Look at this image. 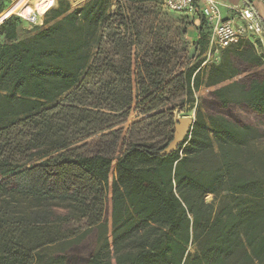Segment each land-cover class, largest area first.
I'll use <instances>...</instances> for the list:
<instances>
[{
    "label": "trees",
    "instance_id": "trees-1",
    "mask_svg": "<svg viewBox=\"0 0 264 264\" xmlns=\"http://www.w3.org/2000/svg\"><path fill=\"white\" fill-rule=\"evenodd\" d=\"M112 2L58 0L25 35L19 16L0 24V264H264L261 43L174 75L155 45L124 70L136 99L103 105L86 84L103 74ZM199 22L202 54L211 28ZM227 81L198 104L203 85ZM178 100L196 109L194 124L161 155ZM132 110L145 117L115 128Z\"/></svg>",
    "mask_w": 264,
    "mask_h": 264
},
{
    "label": "rangeland",
    "instance_id": "rangeland-1",
    "mask_svg": "<svg viewBox=\"0 0 264 264\" xmlns=\"http://www.w3.org/2000/svg\"><path fill=\"white\" fill-rule=\"evenodd\" d=\"M66 1L69 2L71 8H76L87 0ZM112 4L111 12L118 14L114 17L112 25L106 23L102 28L103 39L100 43L101 59L102 61L107 59V62L103 64L101 61L102 77L90 79L86 84V89L92 96L103 97V105H109L112 99H126L131 95V92L133 99H136L138 91L135 83L132 80V89L130 90L128 76L124 70L130 64L134 72L137 67L136 59L152 55L154 49L152 47L155 45L161 44L169 50L171 56L169 68L173 75L199 62H201L202 70L208 69L212 63L217 62L212 56H208V48L202 54L199 51L196 42L199 38L197 27L200 22L195 24L196 15L170 10L163 5L162 0H113ZM12 11H14L13 8L6 14H1L0 20ZM123 20L126 22L125 25L121 24ZM31 27V23L22 22L21 35H25L24 30ZM261 49H264V45L261 46ZM111 62L115 71L108 70ZM243 75L245 74L240 76ZM226 83L228 81L214 87L203 85L200 91L195 93L198 104L202 102L203 96L209 91ZM110 90L113 92L112 96L107 93ZM179 103V100L175 102L177 104L175 115L177 117L189 115L195 119L196 109H189ZM139 111L132 110L129 116L124 121L120 120L115 128L128 127L132 122L144 118L145 116L141 115ZM256 124L257 127L263 128L261 121H256ZM257 146L264 147V142L258 141ZM212 199L213 195L207 196L208 201ZM46 248L48 253L57 249L56 246H47ZM189 249L193 252L196 248L192 245Z\"/></svg>",
    "mask_w": 264,
    "mask_h": 264
},
{
    "label": "built area",
    "instance_id": "built-area-1",
    "mask_svg": "<svg viewBox=\"0 0 264 264\" xmlns=\"http://www.w3.org/2000/svg\"><path fill=\"white\" fill-rule=\"evenodd\" d=\"M83 1V0H80ZM8 7L1 14H6L15 5L18 7L0 20V24L12 15H16L31 23L38 25L43 23L46 12L57 5L58 0H40L39 4L45 3L41 9L34 0H5ZM163 5L173 11L196 15L195 20L203 17L210 25L211 32L208 39V56L219 60L221 49L238 43L241 40H250L255 44L260 42L264 45V21L260 19L252 7L234 9L232 17L224 19L219 5L215 0H162Z\"/></svg>",
    "mask_w": 264,
    "mask_h": 264
},
{
    "label": "crops",
    "instance_id": "crops-1",
    "mask_svg": "<svg viewBox=\"0 0 264 264\" xmlns=\"http://www.w3.org/2000/svg\"><path fill=\"white\" fill-rule=\"evenodd\" d=\"M205 0H200L204 2ZM224 19L230 18L235 13L234 9H242L252 7L259 17L264 21V0H215ZM14 9V8H13ZM200 20H195L198 24Z\"/></svg>",
    "mask_w": 264,
    "mask_h": 264
},
{
    "label": "water",
    "instance_id": "water-1",
    "mask_svg": "<svg viewBox=\"0 0 264 264\" xmlns=\"http://www.w3.org/2000/svg\"><path fill=\"white\" fill-rule=\"evenodd\" d=\"M194 124V119L189 116H180L177 117L176 123L174 126V136L172 141L168 144V146L161 152V155H166L175 151L178 146L183 143L187 135L190 134L192 127Z\"/></svg>",
    "mask_w": 264,
    "mask_h": 264
},
{
    "label": "bare ground",
    "instance_id": "bare-ground-1",
    "mask_svg": "<svg viewBox=\"0 0 264 264\" xmlns=\"http://www.w3.org/2000/svg\"><path fill=\"white\" fill-rule=\"evenodd\" d=\"M39 1H40V0H37V2H35V3H36L41 9H43L45 3L39 4ZM48 1H49V0H48ZM17 7H18V4H17V6L15 5L13 8L16 9Z\"/></svg>",
    "mask_w": 264,
    "mask_h": 264
}]
</instances>
